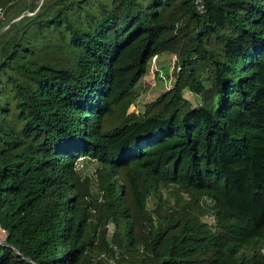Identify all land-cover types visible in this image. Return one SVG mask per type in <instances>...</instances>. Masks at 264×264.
<instances>
[{
    "label": "trees",
    "instance_id": "16d2710c",
    "mask_svg": "<svg viewBox=\"0 0 264 264\" xmlns=\"http://www.w3.org/2000/svg\"><path fill=\"white\" fill-rule=\"evenodd\" d=\"M0 5V264H264V0Z\"/></svg>",
    "mask_w": 264,
    "mask_h": 264
},
{
    "label": "rangeland",
    "instance_id": "374dc122",
    "mask_svg": "<svg viewBox=\"0 0 264 264\" xmlns=\"http://www.w3.org/2000/svg\"><path fill=\"white\" fill-rule=\"evenodd\" d=\"M175 65L174 56L171 54L158 56L152 60L151 69L149 73L144 77V82L147 87L146 91L141 93L135 100L133 104L129 106L128 111L137 112L143 108V104L151 99H153L159 92L167 89L171 86L173 82V66ZM155 71H158L161 75L159 78L154 75ZM186 97L191 101L194 100L193 95L189 91H185ZM195 101V100H194ZM84 162H77V165L83 164ZM93 164H88L87 171L92 170ZM153 199L148 200V205L150 206ZM208 219V217H206ZM112 227L111 225H109Z\"/></svg>",
    "mask_w": 264,
    "mask_h": 264
},
{
    "label": "built area",
    "instance_id": "2783aa9c",
    "mask_svg": "<svg viewBox=\"0 0 264 264\" xmlns=\"http://www.w3.org/2000/svg\"><path fill=\"white\" fill-rule=\"evenodd\" d=\"M198 1L199 0H196V2ZM4 14H5V8L2 5H0V20L4 17ZM6 235H7L6 230L0 226V242L4 241ZM109 264H116V263L114 261H110Z\"/></svg>",
    "mask_w": 264,
    "mask_h": 264
}]
</instances>
